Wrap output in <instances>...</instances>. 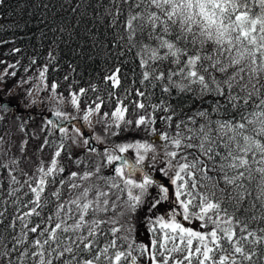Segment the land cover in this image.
Wrapping results in <instances>:
<instances>
[{
    "label": "snow or ice",
    "instance_id": "1",
    "mask_svg": "<svg viewBox=\"0 0 264 264\" xmlns=\"http://www.w3.org/2000/svg\"><path fill=\"white\" fill-rule=\"evenodd\" d=\"M110 3V26L122 29L114 41L117 55L134 51L144 86L130 103L143 110L153 89L160 96L159 103L147 104L150 113L135 120L126 119L128 106L117 97L106 126L155 133V113H165L160 119L172 131L160 134L166 144L159 162L166 166L156 171L168 182L145 170L146 162L158 160L148 140L106 148L101 161L67 177L57 159L61 142L47 168L41 163L31 176L21 170L26 178L11 175L7 188L0 183V264H264V0ZM46 73L47 67L41 80ZM119 77L116 67L105 80L115 88ZM85 92L71 93L78 110ZM174 93L209 107L188 114L171 103ZM93 104L83 116L89 127L104 100ZM0 110L9 108L0 103ZM54 115L57 121L47 123L76 143L63 126L68 116L59 110ZM130 150L134 162L122 155ZM113 165V174L104 175L102 169ZM173 200L164 214L145 217L151 240L138 242L132 215L146 202L151 212ZM194 221L197 228L185 226Z\"/></svg>",
    "mask_w": 264,
    "mask_h": 264
},
{
    "label": "trees",
    "instance_id": "2",
    "mask_svg": "<svg viewBox=\"0 0 264 264\" xmlns=\"http://www.w3.org/2000/svg\"><path fill=\"white\" fill-rule=\"evenodd\" d=\"M106 9L114 11L115 5L110 0H5L0 4V70L6 69L4 89H0V95L7 94V90L17 83L35 77L47 67L45 80L49 85H57L55 90L59 94L69 96L73 92L78 93L81 88L86 89L85 94L79 97L82 109L95 107L93 101L100 97L104 104L99 116H103L105 112L110 115L117 107L116 98L119 97L128 106L126 119L135 120L139 114L150 113L152 110L147 104L159 103V89L152 90L153 94L145 100L146 108L143 110L136 109L130 103L138 99L135 94L137 88L144 90V86L139 83V62L134 58V51L125 52L123 56L117 55L120 48L114 45V41L122 29L110 26L111 16ZM122 21L123 16L117 24ZM116 67L120 68V85L113 88L111 81H106L105 77L111 75ZM261 82L264 83V77ZM93 86L96 91L92 90ZM109 93H114L111 99ZM9 97L12 101L17 100L14 95ZM169 99L173 105L188 114L196 108L209 107V104H194L187 96L177 97L175 93ZM14 110H0V183L5 188L8 187L11 175H16L21 181L25 179L21 170L31 176L35 172L34 167H39L41 163L47 168L61 142L65 148L57 159L65 168L62 174L64 177L71 171L88 169L93 162L103 159L104 150L101 148L96 150L99 156L92 157L89 155L91 152L87 151L81 157H75L68 150L65 140L50 130L49 125L46 126L43 117L35 116L36 120L32 122ZM162 115L166 114L155 113V133L124 124L119 129L112 126L109 133L127 138L138 132L142 139L158 138L161 133L172 131L160 119ZM175 122L174 119L173 127ZM13 137L17 139L14 146L11 142ZM23 141L27 147L21 149ZM45 141L48 143L45 144ZM161 142L162 146L166 144L162 139ZM31 161L33 163L29 165ZM102 171L104 175L111 174L109 167ZM141 221L139 208L131 217L138 242H142L138 235ZM17 226L19 227V222ZM151 236L150 232V240Z\"/></svg>",
    "mask_w": 264,
    "mask_h": 264
},
{
    "label": "rangeland",
    "instance_id": "3",
    "mask_svg": "<svg viewBox=\"0 0 264 264\" xmlns=\"http://www.w3.org/2000/svg\"><path fill=\"white\" fill-rule=\"evenodd\" d=\"M40 72L35 77L26 78L24 81L17 83L13 88L7 90L6 92L7 94L0 95L2 96L0 103L6 102L8 100L12 101L9 96L14 95L17 100H14L11 102V104L13 105L9 109H15L17 112H20L25 117H28L27 119L29 121L32 120V122L36 120L35 116H39V117L41 116L44 118L42 120H45L46 126L49 125L47 123L49 114L55 113L57 110L65 113L68 116V119H71V120L73 119L74 121L72 124L64 125V127H67L68 129L67 136L75 137L77 142L73 143L72 139L66 138L64 133H61L59 130L57 131L56 128H53L51 125H49V129L52 131H55V133H57L58 136H61L62 139L65 140L68 150L72 152L75 157H81L88 151L87 145H83L80 143L81 140L86 139V138L84 136L82 137L77 136L75 132V129L79 128L80 131L84 133L83 126L89 134L94 136V139L100 145V147H97V148H101L102 150L113 147L114 145L120 144V143H134L136 140H140L141 142H143L144 140H148L149 142L154 143L155 146L157 147L158 160L154 165H150L148 162H146V164L152 170V172L156 175L157 179H162L166 183L168 182L167 178L163 177L162 173L158 174L156 171L162 166H166V162L164 165H162L159 162L160 159L163 158V153L161 151V148L163 146H162L161 139L159 137L142 139L140 138L138 132H135L132 136L127 137V138L121 137L118 134L113 135V132L109 133V131L112 128V126H115V125L112 124L111 127L106 126L110 124L112 121L111 114L107 118H104V115L99 116V114L94 113L90 118L91 126L89 127L86 124V122L83 120V116L87 108L82 109L81 107H79V110H78L71 103V94L69 96H64V95L59 94L56 90L53 91L52 85H49L46 82V80L40 79ZM5 73H6V69L0 70V89H4L3 81H4ZM97 137H99V140L96 139ZM16 141L17 139L13 137L11 140V142L13 143V146ZM25 146H26V143L25 141H23L20 147L21 149H24ZM97 153L98 152L96 151L95 153H89V155L92 157L95 155L99 156L100 154H97ZM126 154L132 156L135 159L134 151L130 150ZM32 163L33 162L31 161L29 165H31ZM37 168L34 167L33 171H35ZM109 170L110 172H112L111 166H109ZM26 173L28 174V172ZM139 176L140 174H137L138 178ZM151 191L153 190L150 189V192ZM171 195H172V189L170 188V196ZM172 202H174V200L163 202L162 205H160L157 210H152L151 212L148 211L147 202L140 208L142 221L139 226L138 235L143 243L145 244L150 243V231L147 228L148 221L145 219V217L164 214V210L169 209L170 204ZM127 219L128 217H125V220ZM184 223H185V226H191L195 229L198 227L199 222L194 221L191 225H189L187 222H184Z\"/></svg>",
    "mask_w": 264,
    "mask_h": 264
},
{
    "label": "water",
    "instance_id": "4",
    "mask_svg": "<svg viewBox=\"0 0 264 264\" xmlns=\"http://www.w3.org/2000/svg\"><path fill=\"white\" fill-rule=\"evenodd\" d=\"M2 99V96H0V100ZM12 101L8 100L6 102H1V103H6V105L8 106V108H10L13 104H11ZM51 119V120H54L55 122L57 121V117L54 115V113H51L48 115V120ZM73 122V119H68V120H65L63 121V126L64 125H68V124H71ZM81 122V120H80ZM58 129V128H57ZM84 137L86 139H88L89 143L87 144V148H96V147H100V145L98 144V142H96V140L94 139V136L89 134L85 129H84V133H83ZM124 155L127 159H129L130 161L134 162V158L126 153L122 154ZM115 167V165H114ZM153 176V175H152ZM154 178V176H153Z\"/></svg>",
    "mask_w": 264,
    "mask_h": 264
},
{
    "label": "flooded vegetation",
    "instance_id": "5",
    "mask_svg": "<svg viewBox=\"0 0 264 264\" xmlns=\"http://www.w3.org/2000/svg\"><path fill=\"white\" fill-rule=\"evenodd\" d=\"M145 170H146V171H149L151 175H152V174L155 175V174L152 172V170L147 166V164L145 165ZM155 177H156V175H155ZM156 179H157V177H156Z\"/></svg>",
    "mask_w": 264,
    "mask_h": 264
}]
</instances>
